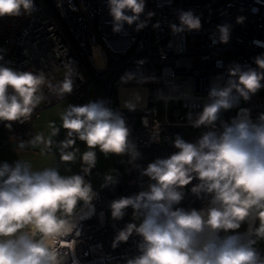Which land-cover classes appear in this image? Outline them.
Listing matches in <instances>:
<instances>
[{
  "label": "clouds",
  "instance_id": "1",
  "mask_svg": "<svg viewBox=\"0 0 264 264\" xmlns=\"http://www.w3.org/2000/svg\"><path fill=\"white\" fill-rule=\"evenodd\" d=\"M107 5L116 33L123 31L125 24L134 23L140 31L154 16L148 12L141 19L145 0H107ZM69 6L75 10L71 3ZM34 10V0H0V17L19 16L22 11L31 14ZM177 16L179 23L170 25L173 34L202 27L200 17L192 10H180ZM243 20L237 17L236 22ZM153 27L158 28L159 22ZM231 27L227 23L218 25L217 33L210 37L213 43L227 44ZM254 43L264 47L259 41ZM254 63L257 68L230 66L229 79L223 85L212 84L202 111L194 119L189 113L192 127L209 129L201 138L190 143L177 135L175 153L142 169L141 174L152 181L147 189L110 203L114 220L122 219L131 208L133 220L139 221L119 230L112 245L115 248L127 242L133 233L142 237L140 254L128 259L127 264H264V257L254 247L264 239V114L254 122L248 109H240L230 123H221L222 130L216 127L222 110L233 108L240 98L249 100L264 87V54L257 55ZM66 67L65 78L55 86L58 98L73 91L74 70ZM149 79L129 71L121 82L144 83ZM46 85L43 72H20L0 65V122H8L5 126L11 128V122L31 119L46 99ZM141 100L134 92L123 106L135 111ZM61 127L66 137L55 147L62 162L77 159V140L87 146L80 155L84 175H62L55 166L33 170L20 160L0 164V264H65L67 253L62 246L77 228V214L81 213L79 218L83 220L94 213L96 193L85 176L96 166V150L106 157L127 154L129 163L140 155L124 117L103 100L69 105L61 114ZM59 130L53 128L52 135L57 136ZM153 138L158 140V125ZM40 142L46 147L53 143L35 136L20 142L18 148ZM194 179L199 182L191 192L198 198L210 195L209 206L200 210L175 207ZM115 183L112 174L105 175L103 186ZM256 221L258 227L254 226ZM245 222L249 224L247 231L237 232Z\"/></svg>",
  "mask_w": 264,
  "mask_h": 264
},
{
  "label": "built area",
  "instance_id": "2",
  "mask_svg": "<svg viewBox=\"0 0 264 264\" xmlns=\"http://www.w3.org/2000/svg\"><path fill=\"white\" fill-rule=\"evenodd\" d=\"M34 5L31 14L22 11L19 16L0 17V65L20 72H43L46 99L28 121L11 122V128L5 126L8 122H0V128L19 138L17 144L35 136L53 142L47 147L44 142L29 145L26 150L59 153L55 143L66 137V130L60 126L57 139L37 130V121L51 106L64 99L69 100L68 106L103 100L121 113L140 155L129 163L127 154L122 160L114 154L117 183L93 187L94 213L83 220L81 213L77 214V228L64 241L62 251L67 253L65 264H127L140 254L142 237L133 233L127 242L115 248L112 245L119 230L139 221L133 220L131 208L122 219L114 220L110 203L147 189L152 181L141 174L142 169L175 153L177 135L195 143L209 130L192 127L189 113L194 119L202 111L212 84L223 85L229 79L230 66L258 67L254 58L264 54V47L254 41L264 45V0H145L141 19L148 12L154 13L148 26L136 31L135 23L125 24L119 33L113 31L107 0H34ZM180 10H192L199 16L201 29L173 34L170 25L179 23ZM237 17H243V23H237ZM157 22L159 27L154 28ZM225 23L232 26L229 42L214 44L210 37ZM66 65L74 70L73 91L58 98L55 86L65 78ZM129 71L150 79L121 82ZM137 86L146 89L144 103L129 111L123 106L120 89ZM240 109H248L251 119L257 121L264 114V87L249 100L240 98L236 106L222 110L217 129L222 130L221 123H230ZM157 125L158 140L153 138ZM192 136L198 139L189 140ZM13 144L6 139L1 147ZM74 174L84 175L82 169ZM85 179L89 182L88 175ZM198 182L194 179L184 188V199L175 207L200 210L209 206L210 195L198 198L191 192Z\"/></svg>",
  "mask_w": 264,
  "mask_h": 264
},
{
  "label": "rangeland",
  "instance_id": "3",
  "mask_svg": "<svg viewBox=\"0 0 264 264\" xmlns=\"http://www.w3.org/2000/svg\"><path fill=\"white\" fill-rule=\"evenodd\" d=\"M69 100L64 99L55 105L51 106L47 110H45L40 119L37 121L39 125L40 131L45 132L51 138L53 137V128H59L61 125V114L64 109L68 107ZM199 134V132H197ZM54 139L55 136L53 137ZM189 140H197L198 137L192 136L188 138ZM76 148L79 149V153H77V159L74 162H62L59 158V153L57 152H45L41 151L38 154H35L31 150H23V151H12L8 153H4V157L2 161L0 160V164L4 162L14 164L16 161L20 160L23 162H27L31 165L33 170H42L45 167L55 166L58 167L62 175H72L82 169L80 155L87 151V146L84 142L78 141L75 145ZM97 152V163L95 168L91 171L90 175H88V180L92 184V187L101 185L105 182V175L116 173V159L114 154H109L107 157L100 153L99 150ZM121 156V160L123 159V155ZM245 223H242L240 229L236 230L239 233H242Z\"/></svg>",
  "mask_w": 264,
  "mask_h": 264
},
{
  "label": "crops",
  "instance_id": "4",
  "mask_svg": "<svg viewBox=\"0 0 264 264\" xmlns=\"http://www.w3.org/2000/svg\"><path fill=\"white\" fill-rule=\"evenodd\" d=\"M38 127H39V125H38ZM38 127H37V130L39 129ZM58 135H59V133H58ZM58 135L55 136L56 139L58 138ZM6 139H8V141H10L11 143H15V144L8 145L6 147H1V143L4 142ZM17 142H19V138H17L15 135L6 133L5 131H3L0 128V160L1 161H2V159L4 157V155H3L4 153L6 154V153L12 152V151L14 152V151H23V150H25V149H19L18 147H15V146H18ZM35 154H38V153H35ZM258 224H259V221H256L254 226L258 227ZM248 227H249L248 222H245V225H244L242 233L246 232ZM254 247L258 250V252L261 254V256L264 257V239L258 240V242L256 243V245H254Z\"/></svg>",
  "mask_w": 264,
  "mask_h": 264
},
{
  "label": "bare ground",
  "instance_id": "5",
  "mask_svg": "<svg viewBox=\"0 0 264 264\" xmlns=\"http://www.w3.org/2000/svg\"><path fill=\"white\" fill-rule=\"evenodd\" d=\"M134 92L138 93L142 98V100H141L140 104H138V106L142 105L144 103V97L146 94V89L144 87H140V86L121 88L120 89V96L122 99V103L124 104L125 100L130 99L132 96V93H134Z\"/></svg>",
  "mask_w": 264,
  "mask_h": 264
}]
</instances>
